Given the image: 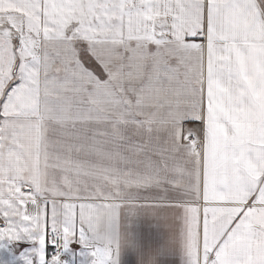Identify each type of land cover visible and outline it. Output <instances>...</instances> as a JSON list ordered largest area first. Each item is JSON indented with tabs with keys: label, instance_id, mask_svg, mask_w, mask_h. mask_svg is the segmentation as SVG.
Wrapping results in <instances>:
<instances>
[{
	"label": "snow or ice",
	"instance_id": "obj_1",
	"mask_svg": "<svg viewBox=\"0 0 264 264\" xmlns=\"http://www.w3.org/2000/svg\"><path fill=\"white\" fill-rule=\"evenodd\" d=\"M0 264H264V0H0Z\"/></svg>",
	"mask_w": 264,
	"mask_h": 264
}]
</instances>
